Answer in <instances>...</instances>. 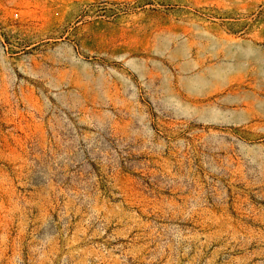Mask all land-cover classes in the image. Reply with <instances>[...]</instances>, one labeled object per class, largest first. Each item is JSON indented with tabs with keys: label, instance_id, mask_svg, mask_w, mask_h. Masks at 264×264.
I'll return each instance as SVG.
<instances>
[{
	"label": "rangeland",
	"instance_id": "1",
	"mask_svg": "<svg viewBox=\"0 0 264 264\" xmlns=\"http://www.w3.org/2000/svg\"><path fill=\"white\" fill-rule=\"evenodd\" d=\"M0 264H264V0H0Z\"/></svg>",
	"mask_w": 264,
	"mask_h": 264
}]
</instances>
